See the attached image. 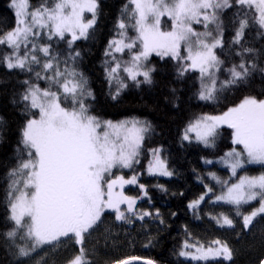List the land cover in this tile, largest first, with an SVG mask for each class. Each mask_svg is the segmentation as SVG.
Wrapping results in <instances>:
<instances>
[{"label": "snow or ice", "instance_id": "1", "mask_svg": "<svg viewBox=\"0 0 264 264\" xmlns=\"http://www.w3.org/2000/svg\"><path fill=\"white\" fill-rule=\"evenodd\" d=\"M9 6L14 10L15 23L10 30L0 32V45L11 51L0 58V63L9 70L34 73L35 79L24 80L23 92L13 100L21 107L24 123L17 163L8 173L7 219L11 226L0 236L14 249L17 264H25L26 258H32L43 246L55 247L62 238L74 239L80 245L78 254L67 264H89L83 248L84 234L102 223L106 213L127 223L133 222L132 218L153 216L146 210L138 212L137 198L124 193V186L137 184L138 176L126 179L114 171L133 169L139 164L142 145L152 126L137 119L102 121L91 114V106L86 103L95 97L84 73L78 70L81 52L74 45L94 35L100 0H43L35 7L30 0H10ZM233 7L238 10L226 24L225 10ZM162 17L170 21L168 30L162 29ZM194 24L202 25L203 31L194 29ZM229 25L234 30L230 45L240 46L236 55L241 59L225 67V60L216 50L223 53L224 33ZM116 27L118 38L111 39L104 51L109 58L105 62L106 79L111 84L119 78L113 100L128 87L126 81L137 87L153 83L152 74L157 69L147 63L153 53L166 62L175 61L179 77L198 72V98L202 101L215 100L225 89L246 84L257 71L264 75V65L244 58L245 53L255 49L242 44L246 31L252 28L264 38V0H129ZM129 27L135 36L128 35ZM45 38L47 42L40 43ZM56 40L67 45L66 53L53 47ZM125 54L129 59H123ZM225 72L226 78L220 80L219 74ZM39 80L49 86L42 88L36 82ZM221 125L231 129L235 147L218 162L231 175L229 180L221 181L215 173H209L221 185L220 194L204 184L206 191L188 208L198 212L202 204L211 203L239 209L257 201L258 207L242 215L243 228L249 230L257 217L264 219V172L238 175V171L246 173L247 165L264 168V99L245 96L221 115L198 118L185 129L182 140L210 147ZM150 151L149 175H176L162 158V149ZM204 162L217 163L209 159ZM157 187L168 191L163 185ZM139 188L143 194L140 199L148 197L146 186L139 184ZM155 216L159 217L158 210ZM212 218L221 226H233V220L223 213ZM193 248L195 252L189 251ZM178 255L215 264L233 260V250L220 240L208 246L185 241ZM139 259L131 257L115 264H132ZM145 264L155 262L148 260ZM259 264H264V258Z\"/></svg>", "mask_w": 264, "mask_h": 264}, {"label": "trees", "instance_id": "2", "mask_svg": "<svg viewBox=\"0 0 264 264\" xmlns=\"http://www.w3.org/2000/svg\"><path fill=\"white\" fill-rule=\"evenodd\" d=\"M42 2L43 0H30L33 7ZM48 2L51 3L52 0ZM128 3L129 0H100L101 9L93 30L94 35L88 40H78L74 45L81 52L78 70L84 73L88 87L95 97L88 98L86 103L91 106V114L102 120L141 119L150 123L152 131L147 134L142 145L139 167H146L151 149L161 148L169 169L176 175L143 176L148 197L138 203L137 211L146 210L152 212L153 216L145 217L144 220L132 218L133 222L127 223L116 221L114 215L106 213L102 223L85 233L83 248L86 259L89 264H115L116 261L131 257L150 258L158 264H215L213 261H193L180 257L178 253L185 241L193 243L200 233L224 229L212 218L221 213L226 215L221 209L223 205L204 203L200 211L193 212L188 204L206 191L204 184L213 187L215 193L220 194L221 185L209 173H215L223 181L229 180L230 170L218 161L235 147L231 142V129L221 125L214 144L210 147L195 141L190 144L183 141L182 136L187 125L197 117L221 115L229 107L239 104L245 96L264 99V75L257 71L246 84L225 89L215 100L202 101L198 98L201 87L198 72H188L179 77L175 61L166 62L152 55L147 63L157 69L152 74L153 83L137 87L130 80L126 81L128 87L122 89L119 97L113 100L112 94L120 86L119 78L111 84L106 79L105 62L109 58L104 55V51L111 39L118 38L116 26L124 5ZM9 5L10 0H0V32L14 26V10ZM237 10V7L225 10L226 16L223 18L226 24L233 19ZM135 34L129 27L128 35ZM233 36L234 30L229 25L224 33L226 47L223 53L217 49L220 58L225 60V67H230L241 59L236 55L240 46L230 45ZM242 44L255 49L252 53H245V59L264 65V38L256 34L255 28L246 31ZM53 47L67 52V45L63 41L56 40ZM10 51L11 49L0 45V58ZM125 57L129 58L127 54ZM226 75V72L221 74V78ZM28 79H35L34 73L9 70L0 63V117H3V124L0 126V233L11 226V221L7 219L6 194L10 183L8 173L17 163L20 129L24 123L21 107L14 104L13 100L19 99V94L24 89L23 81ZM36 82L45 86L42 80ZM46 85L48 87L49 84ZM205 159L217 163L207 165ZM246 169L250 175L264 172L261 168ZM158 185H163L168 191L162 192ZM157 210L159 217L155 216ZM237 220L239 222L236 225L234 221L236 226L232 227L234 232L231 233L235 238L232 243L233 260L224 264H259V260L264 258V224L255 222V229L251 226L252 228L245 230L241 225L240 215ZM79 248L80 245L74 239H62L55 247L43 246L37 249L32 258H26L25 264H67L69 259L78 254ZM13 251L0 236V264H17Z\"/></svg>", "mask_w": 264, "mask_h": 264}, {"label": "rangeland", "instance_id": "3", "mask_svg": "<svg viewBox=\"0 0 264 264\" xmlns=\"http://www.w3.org/2000/svg\"><path fill=\"white\" fill-rule=\"evenodd\" d=\"M88 14L89 13H85L86 18H90V16ZM161 25H162V29L163 30H168L169 29V27H170V21L168 20L167 17H162ZM193 27L197 31H203L202 25H196V24H194ZM45 42H47L46 41V38L40 40V43H45ZM117 55L119 56L120 54H117ZM152 55H155V53H153ZM123 59L127 60L129 58L125 57V55H124ZM219 78H220V80H223L226 77L221 78V74H219ZM42 81L44 82V85L45 86L41 85V87L42 88H45L47 86L46 84L48 82H46L45 80H42ZM199 83L201 85V82H199ZM201 117H203V116H201ZM201 117H199V118H201ZM197 119H198V117H197ZM107 120H110V119H106V120H102V121H107ZM126 120H133V119H124V120H118V121L111 120V121H113L114 123H118V122L126 121ZM137 120L144 121V120H141V119H137ZM195 120H193L192 122H194ZM187 127H188V125H187ZM193 136H194V134H193ZM213 144H214V142H213ZM159 149H161V148H159ZM161 156H162V158H164L162 152H161ZM151 160H152V155L150 156V159L147 162L146 167L143 168V169H141L139 167V164H140V162H139V164L134 165V168L133 169L114 170L117 175H124L126 179L131 178L132 175H137L138 176V183L137 184H135V185H125L124 186V189H123L125 195L137 198L136 209L139 208V206H138L139 204L138 203H140V201L145 198L144 197L143 199H140V197L143 194H142L141 189L139 188V184H144V185L146 184L143 181L142 177L143 176H157V175H149L148 174L147 167H148V164H149V162ZM246 168L255 169V168H261V166L260 165H247ZM261 169L264 170V168H261ZM248 171H249V169H248ZM243 174H247V171H246V173L244 171H238V175H243ZM248 175H250V174H248ZM218 178H219V180L223 181L222 177L221 178L218 177ZM138 192H140V193L138 194ZM258 206H259L258 205V202L257 201H253L251 203V205H245V206H242L239 209L235 208L234 206H229V205H223L222 206L223 208H221V209L224 210V212L226 213V215L229 216L233 220V226L232 227H235L238 224V222H239V220H237V217L239 215H240V217H242V215L250 213L253 210V208L258 207ZM124 207H126V206H123L122 205V208H124ZM234 221L236 222V225L234 224ZM255 222H258L259 224H264V219H261L260 217H257L256 220L254 221V223ZM241 225L243 226V224H241ZM253 226H254V229H255V225L254 224H253ZM232 227H229V226H226L225 225V226H223L224 229H222V230H216V231H213V232H210V233H205V234L204 233H200L198 237H195L194 238V242L193 243L191 242L189 244H196V245L208 246V245H210L215 240H220L221 242H224V243L226 241L227 244H228V246L233 250V254H234V248H232L234 246H232L233 245L232 243H234V239L235 238H234L233 235H231V233L234 232V230H232ZM252 227H250V228H252ZM84 237H85V234H84ZM224 239H225V241H223ZM189 251L195 252V249L194 248L193 249H189Z\"/></svg>", "mask_w": 264, "mask_h": 264}, {"label": "water", "instance_id": "4", "mask_svg": "<svg viewBox=\"0 0 264 264\" xmlns=\"http://www.w3.org/2000/svg\"><path fill=\"white\" fill-rule=\"evenodd\" d=\"M139 258H140L139 260L133 261L132 264H145V262L148 260H152L155 262V264H158L155 260L150 259V258H141V257Z\"/></svg>", "mask_w": 264, "mask_h": 264}]
</instances>
